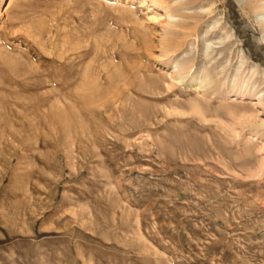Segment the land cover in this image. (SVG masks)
Here are the masks:
<instances>
[{
  "label": "rangeland",
  "instance_id": "1",
  "mask_svg": "<svg viewBox=\"0 0 264 264\" xmlns=\"http://www.w3.org/2000/svg\"><path fill=\"white\" fill-rule=\"evenodd\" d=\"M141 1L0 0V264H264L255 12Z\"/></svg>",
  "mask_w": 264,
  "mask_h": 264
},
{
  "label": "bare ground",
  "instance_id": "2",
  "mask_svg": "<svg viewBox=\"0 0 264 264\" xmlns=\"http://www.w3.org/2000/svg\"><path fill=\"white\" fill-rule=\"evenodd\" d=\"M143 4L145 3V0H142L141 1ZM176 2V1H175ZM241 4H242V6L243 7H245V9H246V11L248 12V11H253V12H255V16H256V22H257V25L260 27V29H261V31H262V34H263V39H264V0H241ZM168 4H167V6H166V9L164 10V15H165V18H167V23H168V25H173V24H175V26H176V23H178L179 24V22H180V20H177V18L175 19V17H173L170 13H169V8H168ZM174 6V5H173ZM182 6V5H181ZM181 6H179V7H177L176 9H180L181 8ZM164 7V6H163ZM182 7H184V6H182ZM186 7V6H185ZM176 9H174V10H176ZM183 18H184V16H182ZM183 27V26H182ZM206 48H205V50H207V49H209L210 48V44H206V46H205ZM178 50V49H177ZM10 64L12 65V64H14L13 62H10ZM16 66V65H15ZM15 66H13L14 68H15ZM31 66V65H30ZM46 66H48V65H46ZM46 66H45V68H43L42 69V74H40L39 72L38 73H35V74H32L31 72L30 73H28V75L27 76H29V77H37V75H39V76H42V78H44L45 79V81L50 85V86H55L56 84H55V82H56V80H54L55 78H54V75L46 68ZM7 68H12V67H10V66H6ZM5 67V68H6ZM18 67L20 68L21 67V65H18ZM26 67H28V66H26ZM173 68H175V70H177V65H175L174 64V67ZM13 69V68H12ZM16 69H17V66H16ZM32 71H33V69H31ZM36 69H34V71H35ZM37 70H39V69H37ZM41 70V69H40ZM12 71H14V69L12 70ZM28 72V71H27ZM37 72V71H36ZM264 72V71H263ZM10 73V72H9ZM14 74H15V72H13ZM34 73V72H33ZM12 74V73H11ZM63 74V73H62ZM38 76V77H39ZM66 77V76H65ZM263 77H264V73H263ZM43 79V80H44ZM66 80V79H65ZM64 80V82H62L61 83V87L63 88V87H66V89L67 88H69V87H72L73 85L75 86L76 85V83L74 82V81H71V80H67V81H65ZM55 81V82H54ZM217 86V85H216ZM76 88H77V86H76ZM75 88V89H76ZM213 88V87H212ZM211 88V89H212ZM62 90V89H61ZM65 90V89H64ZM212 91H213V89H212ZM260 95L258 96V104H260L263 108H264V91H262L261 93H259ZM78 97H80V96H78ZM78 97H76V100H77V98ZM61 98V97H60ZM64 99V98H63ZM63 99H58L57 100V104L61 107V108H64L66 105H67V103H69V102H67V101H65V100H63ZM80 99V98H79ZM53 102V101H52ZM17 105V104H16ZM54 105V104H53ZM259 123V125L260 126H264V121H259L258 122Z\"/></svg>",
  "mask_w": 264,
  "mask_h": 264
}]
</instances>
